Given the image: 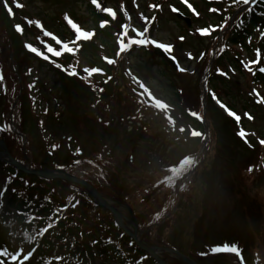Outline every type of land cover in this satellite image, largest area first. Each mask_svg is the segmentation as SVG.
Masks as SVG:
<instances>
[{
	"label": "rangeland",
	"instance_id": "1",
	"mask_svg": "<svg viewBox=\"0 0 264 264\" xmlns=\"http://www.w3.org/2000/svg\"><path fill=\"white\" fill-rule=\"evenodd\" d=\"M127 1H129V6L131 7L132 0H126V2ZM133 1L136 7L133 14L134 23L142 26L141 23L145 22L146 18L139 16H141L143 10H145L143 8L144 0ZM18 2L25 6L22 9H17V11L14 8L16 11L14 17H16L18 21L16 24H21L23 31L38 42L41 41V36L31 31V26L34 24L28 25L25 20L26 17L31 20H40L44 29L47 31L64 32L65 28L61 25V22H63V13H71L72 16H78V14L80 16H87V14H89L86 8L87 2L79 3L77 0H18ZM8 3L13 4V0H11V2L8 1ZM109 4L112 5L111 3ZM5 11L6 10L2 8L1 15L2 18L5 19V31H8L7 35L10 37V34L14 33V25L12 19L5 16ZM170 12L165 11L162 15L157 36L163 43L171 42L177 44L180 33L182 32H180L176 24L175 16ZM147 13L149 14L150 12L147 11ZM80 20V23L83 24L84 27H92L91 23L84 22L83 19ZM65 24L69 29L68 23L65 22ZM197 34L204 35L198 32V29L195 27L192 30V34L190 32L186 34L187 38L185 44H183L184 51H182V54L184 52L186 57L184 58L183 54L182 61H184V68L188 72L194 69L197 71L198 65L200 62L202 63V66L198 68L197 75L199 76L197 77L193 75H175L171 71L161 68V62L159 60H157L158 65L154 64L155 62H150L152 56H154L152 51H147L148 53L146 51L133 52L126 58L127 60L122 63L123 67H125L128 62L131 63L133 71H128L129 78H132V74H145L144 76H148V79H144H146L147 85L152 88L151 92L153 95L170 105V109L174 114L173 119L175 123L177 122V127L169 133L165 131L159 134L157 133L156 127H148L145 122L141 124L142 129L146 126L145 129L147 131L143 133L144 136H146L145 140L141 139L143 137L140 135L137 137L135 134L129 135L127 133L125 130L128 126L126 122L127 116H136L135 120L130 119L135 126L140 121V116L135 114V111H131L132 108L137 107V103L135 104L134 102H138V96H135L138 90L133 91L131 87V96L129 98L126 97L127 100H131L134 103L131 110L128 111L127 109L122 111L118 107L116 111L108 112L109 120L113 116L118 117L121 119L122 125H118L117 123L106 124L105 120L103 122L100 121V119H102L101 115H99V117H92L90 112L77 107L75 102H78L76 101L77 92L80 95H84L81 89L85 87L84 85L91 86L93 80L84 78L83 76L85 74L81 76L77 71V74L73 75L75 78H66L63 72L64 70L61 67H57L56 62H54L53 65L59 70L58 73L50 69V66H53L50 61H48L47 67H44L45 65L42 67L41 61H36L34 57H32L31 61L24 64L25 69L23 72L27 74V77H23V80L25 81L27 79V92L23 100L25 112L23 122L24 128L18 127L21 131L20 133H23L29 139L30 148L38 146L41 148L40 150H42L43 143L44 147L56 143L58 148L56 150L58 151L60 146L63 154L69 156H73V154L78 156L82 151H85L89 156L94 154L100 155L106 152L108 148L112 149L113 155L115 156L114 161H116L113 162L116 166L115 174H119L121 178L119 179L114 176L113 173L112 177L123 187L121 190L126 194L130 207L138 212L139 221L147 224L159 220L162 215L170 210L173 195L172 183L167 185L164 175L169 172V168L173 166L177 167L178 164L180 165L181 160L188 153L195 151L199 143L191 139L195 137L191 134L194 131V122L190 118L180 117L181 110L183 111L184 109H187L189 113L191 111L197 112V105L201 101L198 87L201 71L203 69L202 67L212 63L208 55L206 59L200 60L202 57L201 51H204L202 48L209 46L212 41L207 38L208 40L205 39L206 41H204L203 45H199L200 40ZM63 36H65V32ZM66 38L68 37L66 36ZM96 45L100 50L95 56L100 55L104 48L103 43L100 42V38L96 40ZM14 48L24 50L23 44L15 41L14 47L11 45L12 53H9L8 56L11 61L8 60L4 52L0 51V71H3L4 76L10 77L8 78L9 81H11V77L14 76V73H20L19 68L13 67L14 62L17 63L15 61L16 54ZM29 53L31 52L29 51ZM51 56L56 58L53 55ZM56 60L65 66L64 62H61V60L57 58ZM93 63L94 57L89 56L85 58L82 56L80 62L82 66L81 73L85 67H93ZM147 63L148 65L146 67H140L143 65L145 66ZM107 65L115 70L119 68L117 62ZM73 67L75 68V66ZM126 67H128V65ZM68 70L71 71L72 66H70ZM120 73L123 74L122 68ZM120 73L117 78L112 76L114 81L111 79L107 83H101L99 85H108L111 87L113 82H116L119 83V86H122L121 83H124L123 81L125 78ZM230 75L232 76H230L231 80L227 83L228 86L224 88V85H222V98L228 103L231 102L232 104H236L238 110L242 112L238 103H240V101H250L251 97L254 98L252 95V93H254L252 89L254 85L250 78L244 77L239 71L234 73L230 70ZM37 79H40L42 84L35 87L34 92L38 91V89L43 86L45 89L41 90L40 88L39 93L41 96L37 98L40 106L38 105L36 109H34L31 87H29V85H31V81L34 82ZM126 82L135 88L138 87V85H135L137 82H132V79H127ZM174 82L177 83V85ZM172 83L179 89L181 96L177 98L174 96L176 88ZM35 84H37V82H35ZM94 85L95 87L98 86V84L95 83ZM108 86L106 87V91ZM21 87L23 88V84H21ZM94 93H96V91H94ZM94 93L91 91L85 94L94 95ZM5 95L7 96L8 94ZM189 96L192 98L189 99ZM120 97L121 99L123 97L122 90L115 88L111 92V96L105 98L102 104L115 106ZM92 98L93 96L91 99ZM142 98L147 101L145 104L150 105L149 98ZM179 98L181 99L180 102ZM231 99H235L237 103H234ZM70 101L72 102V106L70 105ZM6 104L7 102L4 103V97H2L0 90V119L4 118L3 114L6 113ZM46 104L50 111L53 107V111H55V108L58 110V107L62 105H65L66 110L61 107L60 110L62 112L59 114L54 113L55 118H51L48 113H45V108L41 107ZM96 104L99 103L94 102L92 105L95 106ZM175 105L177 108H174ZM99 106L104 109L103 105L99 104ZM204 107H208L206 115L210 123L215 119H219L215 121L216 123L214 124L212 135L213 145L208 155L209 163L205 166L203 174H194L190 178V182H187L188 185H186L189 191H186L184 186V191L182 192V197L180 198L174 216L173 225H171L166 239L171 246L186 255L191 256L194 251L193 255L196 257H199L197 254L198 252L206 251L205 246L210 249L216 244L227 242V240L234 241L238 239L245 248L244 260L248 262V264H264V243H262L258 249L255 248L258 239H260V237L264 238L263 220L255 213L249 215L244 211L241 204L244 207L246 200L242 198L241 194H238L237 191L234 192L236 181L233 175L237 177L244 175V153L241 150L234 149L227 135L229 129L225 125L224 120L219 118V111L209 97L206 98ZM211 108L212 112H210ZM91 112H96V110H92ZM31 113L33 114L35 122L31 119ZM16 121L18 125L20 118ZM157 122H159L162 129H165L166 124L163 114L157 118ZM249 122L250 121H247L248 127L257 131L256 127ZM181 128L183 131L180 130ZM254 130H251V135L257 137ZM68 135H70V139L74 141L75 146L70 143L71 140L67 141ZM219 138L221 139L219 143H217ZM35 139H37V141H35ZM250 144L254 145L252 143ZM77 149L80 151H77ZM234 166L240 170L239 173L234 171ZM209 167H211L210 171L215 174L214 178L211 172H207ZM86 170L87 172H77L95 178V175L90 172V169ZM246 183L248 185V179H246ZM59 189L63 190L64 187H60ZM213 190L214 197L219 198V200L210 198ZM252 193L254 197H259L264 200V183L257 185L256 189L252 190ZM209 204L210 209L207 213L206 208ZM250 206L256 210L253 204ZM118 207L123 211L127 209L124 203L118 205ZM123 213L128 215V211ZM225 223H227V225ZM244 223H248V226L254 230L255 234V237L249 239L248 242L245 237L237 238L238 232L230 229L234 226L242 235L243 230H245ZM243 226L244 228L242 230ZM222 227L224 230L227 229V231H223ZM260 259H262V262L259 261ZM216 262L222 263V261L219 260H216Z\"/></svg>",
	"mask_w": 264,
	"mask_h": 264
},
{
	"label": "trees",
	"instance_id": "2",
	"mask_svg": "<svg viewBox=\"0 0 264 264\" xmlns=\"http://www.w3.org/2000/svg\"><path fill=\"white\" fill-rule=\"evenodd\" d=\"M244 38L243 33H237L234 35L235 42L242 41ZM264 45V43L262 44ZM229 136L234 140L231 132ZM53 186L50 182L43 179H39L35 176H29L23 172L18 171L3 160H0V231L4 233L13 232L14 230L9 223V220L16 222L17 230L21 236L20 238L11 239L7 236L3 243L8 244L10 247L24 243L23 233L31 230L39 229L41 222L38 218L41 215H48L51 211V205L54 203H62L56 195L51 193ZM47 198H51L50 201H46ZM83 207H88L85 203ZM99 214H103L102 208L95 207ZM94 213V212H93ZM96 214V212H95ZM81 223L76 219H70L68 224L62 223V229L49 230L37 237L38 251L36 259L42 258L44 255H57L61 254L57 252L68 245L69 250H77L79 246H83L81 242H78L75 238L78 233H81ZM107 233L110 235L111 231L116 238V243L121 252L129 251L130 254L123 261L134 263L137 258L143 253L138 246H129L132 242L131 238L127 236L120 228L114 226L113 223L107 224ZM92 232V230H89ZM84 232L82 231V235ZM89 235L96 239L97 250L101 256H109L108 252L110 248L104 247V240L101 234L96 238L93 233ZM75 237V238H74ZM2 240H0L1 244ZM75 243V244H74ZM98 243V245H97ZM58 244V245H56ZM63 246H61V245ZM118 259V258H117Z\"/></svg>",
	"mask_w": 264,
	"mask_h": 264
},
{
	"label": "snow or ice",
	"instance_id": "3",
	"mask_svg": "<svg viewBox=\"0 0 264 264\" xmlns=\"http://www.w3.org/2000/svg\"><path fill=\"white\" fill-rule=\"evenodd\" d=\"M92 4L96 6V8L98 10H100L101 12L107 13L108 16H110L111 18L115 19L117 16L116 11H114L111 7H101V5L97 2V0H91ZM185 3H187V0H184ZM249 2V0H243V3L247 4ZM0 4H2L3 8L7 11L9 16H14V11L13 8L16 9H22L24 8V4L18 2V0H13V4L10 6V4L8 3V0H0ZM152 7H160L159 5H153ZM188 7L191 8V5L189 4ZM26 22L28 25H33L35 24L38 28L41 29L43 36L45 37H51L56 45L59 46L60 50H57V48L53 47L51 44L47 45V51L49 53H51L53 56L55 57H60L63 53H71V54H75L79 48L80 45L77 43L78 41H87L90 40L93 36H94V31H88L83 29L82 27H80L77 23L73 22V20L68 16L67 13L64 14V20L71 26V28L74 30L75 32V39L70 41V42H62L60 39H58L52 32L47 31L44 29L42 23L40 20H31L28 19L27 17L25 18ZM109 24V20L108 19H104L100 21L99 27L100 28H104L106 25ZM121 28L123 29L122 32L119 33V38H118V51L115 53V56L118 58L122 53L127 52L128 50H130L132 48L133 45L136 46H144V45H148V44H154L159 48H163L164 50L168 51L172 48V45L167 44V43H160L155 39H149L146 35V33L148 32V28L145 27L142 31L141 30H136V29H132V32L135 33V36H130L129 35V28L130 25L128 24H124L121 25ZM14 29L17 33H23V27L21 24H15L14 25ZM202 34H207L208 33V28H204V29H200L199 30ZM262 36H264V33H261ZM125 37H127V42H125ZM180 39H183V37H180ZM70 44L72 46H70ZM25 47L35 53L38 56L43 55V53L35 46H33V44L31 43H26ZM43 58L45 60H48L49 57L47 55H43ZM103 60H105L107 62V64H115L116 63V59L114 58H109L107 56L102 57ZM57 67H62V65L57 64ZM184 69H181V71H183ZM261 72H264V68H260L259 69ZM31 71V70H29ZM218 72H220V69H217ZM83 72L86 73L89 77L92 76L93 74H104V69L100 68V67H85L83 69ZM70 75H76V69L73 67L71 72L69 73ZM223 74V73H222ZM3 77L0 76V80H2ZM112 77L108 76L107 79L104 81L105 83H107L109 80H111ZM133 79L136 80L139 89L141 90L139 92V96L140 97H147L149 98L153 104L152 106H154L156 109L159 110H163L169 125H174L175 121L173 120L171 115H168V112L170 111V105L168 103H166L164 100L162 99H158L156 98L153 93L151 92L149 86L144 83L142 80H140L139 78L133 76ZM29 87H32V85H29ZM100 91H103V89H100ZM135 91V90H133ZM257 95H259V93H257ZM213 99L216 101L217 104H219V106L224 109L227 114L231 117H233L237 122L240 121L241 117L239 115H237V113L229 108H227L223 103L220 102L219 99L216 98L215 93H212ZM142 104L147 103L146 100H140L139 101ZM261 103H264V98H261L260 100ZM190 114L194 117H196L197 119L203 120L204 117L200 116L198 113L196 112H190ZM244 116H246L249 120H251L253 117L251 115H249L247 112L244 113ZM181 131H183V129H180ZM193 136H199L202 137L204 136V133L199 132V131H193L191 133ZM239 135L241 137H244L246 135V133L241 130L239 132ZM260 144L264 145V139L259 141ZM53 147H57V145H53ZM77 151H80L79 149H77ZM198 163V160L196 157L193 156H185L181 162H180V170L179 172H177V168L175 166L171 167L168 169V171L170 173H174L175 175L173 176H166L164 179L165 181H169L170 183H174L176 176L178 175H183L186 171H188L189 169H192L196 166V164ZM251 171V169H249ZM73 207H75V205H72ZM48 227H52L51 224L48 225ZM45 231H47V229H41L40 232L38 234L42 235ZM213 252H231V253H235L236 256H240V249L237 247L236 244H224L222 247H215L212 249ZM0 255H7V253H0ZM21 255V253H16L14 255L11 256V259L13 261H16L17 258ZM33 255L32 251H28L26 254L23 255L22 260L20 262V264H24L25 261H28L29 258ZM57 259H59V257H57ZM242 264V262H241Z\"/></svg>",
	"mask_w": 264,
	"mask_h": 264
},
{
	"label": "water",
	"instance_id": "4",
	"mask_svg": "<svg viewBox=\"0 0 264 264\" xmlns=\"http://www.w3.org/2000/svg\"><path fill=\"white\" fill-rule=\"evenodd\" d=\"M3 156L5 158H7L12 164H16L20 169L24 170V171H27V172H30V173H34V174H39L40 176H43V177H51L50 174L48 173H44V172H31L29 171L28 169H26L24 166H21L20 164H17L14 160H12V158L10 157L8 151L6 149H4V153H3Z\"/></svg>",
	"mask_w": 264,
	"mask_h": 264
}]
</instances>
